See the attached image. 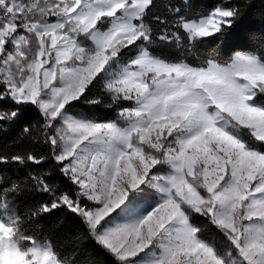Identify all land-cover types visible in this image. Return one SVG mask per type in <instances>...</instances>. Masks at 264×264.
I'll return each mask as SVG.
<instances>
[{"label": "snow or ice", "instance_id": "6c2138e0", "mask_svg": "<svg viewBox=\"0 0 264 264\" xmlns=\"http://www.w3.org/2000/svg\"><path fill=\"white\" fill-rule=\"evenodd\" d=\"M254 3L0 0V264H264Z\"/></svg>", "mask_w": 264, "mask_h": 264}, {"label": "trees", "instance_id": "16d2710c", "mask_svg": "<svg viewBox=\"0 0 264 264\" xmlns=\"http://www.w3.org/2000/svg\"><path fill=\"white\" fill-rule=\"evenodd\" d=\"M204 3H210L211 0H202ZM264 30V4L260 3V0H255L254 6L249 11L248 15L237 25L233 30L235 34L239 35L240 39L229 38L226 41L225 46L221 52V58H227L231 54V50L239 49L244 47H252L253 44L249 41L247 44L244 42V37L246 33H255L258 37L261 31ZM258 42V41H257ZM35 113L33 111H28L24 114L20 121H17L11 126L8 132L0 135V147L15 150L16 145H11V141L16 136L20 129L21 124L31 120ZM114 118V113L112 114ZM59 213L52 216L47 224L54 225L59 218ZM53 238L55 239L59 233L53 232ZM92 255V245L91 243L84 244L79 250L76 256L77 264H88V261L94 259Z\"/></svg>", "mask_w": 264, "mask_h": 264}]
</instances>
